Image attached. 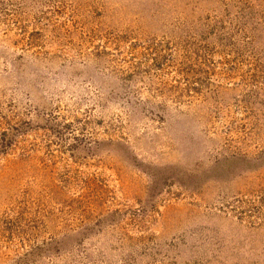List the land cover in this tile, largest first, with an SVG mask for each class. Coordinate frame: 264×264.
Segmentation results:
<instances>
[{"label":"rangeland","instance_id":"obj_1","mask_svg":"<svg viewBox=\"0 0 264 264\" xmlns=\"http://www.w3.org/2000/svg\"><path fill=\"white\" fill-rule=\"evenodd\" d=\"M0 264H264V0H0Z\"/></svg>","mask_w":264,"mask_h":264}]
</instances>
